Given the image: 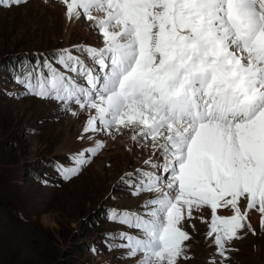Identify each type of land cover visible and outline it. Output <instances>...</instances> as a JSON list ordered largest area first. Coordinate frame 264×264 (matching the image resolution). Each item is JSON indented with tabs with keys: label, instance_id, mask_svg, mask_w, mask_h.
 <instances>
[{
	"label": "snow or ice",
	"instance_id": "obj_1",
	"mask_svg": "<svg viewBox=\"0 0 264 264\" xmlns=\"http://www.w3.org/2000/svg\"><path fill=\"white\" fill-rule=\"evenodd\" d=\"M27 3L0 0V8ZM61 3L66 21L90 22L102 46H72L90 63L59 51L56 63L74 75L46 59L15 78L25 95L87 114L78 138L90 146L58 171L72 179L106 147L96 137L130 133L151 153L121 180L147 199L142 212L109 210L136 230L112 246L136 264H180L184 225L199 219L224 264L234 240L257 234L251 213L264 228V0Z\"/></svg>",
	"mask_w": 264,
	"mask_h": 264
},
{
	"label": "rangeland",
	"instance_id": "obj_2",
	"mask_svg": "<svg viewBox=\"0 0 264 264\" xmlns=\"http://www.w3.org/2000/svg\"><path fill=\"white\" fill-rule=\"evenodd\" d=\"M62 34L60 18L32 0L0 8V264H136L126 249L112 246L122 242L113 237L136 230L109 219V210L140 211L147 195H133L121 180L122 167L111 162L98 166L93 159L80 174L65 179L58 167L75 166L72 146L77 145L62 143L67 112L55 100L25 95L15 79L46 59L74 75L56 63L65 48L90 63L72 48L85 45L83 40L69 36L66 46ZM135 152L129 161L131 151L125 150L123 162L132 166L140 158ZM256 216L257 234L234 240L224 264H264V228ZM196 222L184 225L192 236L184 242L188 258L180 264H218L221 257L207 236V224Z\"/></svg>",
	"mask_w": 264,
	"mask_h": 264
},
{
	"label": "bare ground",
	"instance_id": "obj_3",
	"mask_svg": "<svg viewBox=\"0 0 264 264\" xmlns=\"http://www.w3.org/2000/svg\"><path fill=\"white\" fill-rule=\"evenodd\" d=\"M32 1H34L37 5L42 6L44 9L49 10L55 16L60 18L61 25L63 27L62 37L64 38V42L66 44L68 43L67 38L69 36H76V38L83 40V42L86 45H92L98 47L100 37L96 35L94 30L90 29L89 27L90 22H87L88 24H83L82 22L83 20L72 23L67 22L64 15L65 7L61 3V0H47V3H45V0H32ZM66 46H68V44ZM73 107L78 108V106H73ZM86 115H87L86 113H82L79 116H72L69 112H67L66 120L64 121L63 125H61L62 130L65 132V137L62 140L63 146L71 143L74 140L73 145L75 142L77 144L72 146V148L74 149L73 152L75 153L81 150L82 147L87 148L91 144V141L80 140L78 138L81 129L84 125ZM70 131H72L73 134H70ZM130 137H131L130 133H125L123 135H118L116 139L113 140L111 137L108 136L106 137L105 135L100 134L96 138L104 140L106 143V147L94 158V162L96 161L98 166L103 165L104 162H111L112 166L114 167L115 165L122 167V170L125 173L130 171H135L137 168H145L146 166L144 165V160L148 158V156L151 153V150L149 148L140 149L134 147ZM82 141L85 142L86 144L82 147H79L78 144L81 143ZM63 146H59V150L61 152H66ZM127 149L131 151V156L129 161L132 160L133 155L136 153L135 151H138L140 154V158L134 161L132 166L129 165L127 162L126 163L123 162L125 158L124 157L125 150ZM205 215L207 219L208 216L207 214ZM256 215L252 214V221L254 219V222L258 218ZM194 220L197 221L196 223L198 224H204V222H202L199 219H194Z\"/></svg>",
	"mask_w": 264,
	"mask_h": 264
}]
</instances>
